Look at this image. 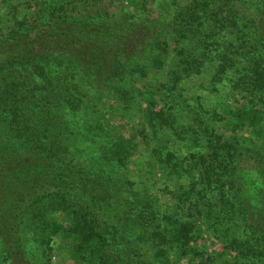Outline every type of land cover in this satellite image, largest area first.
<instances>
[{"label": "trees", "instance_id": "16d2710c", "mask_svg": "<svg viewBox=\"0 0 264 264\" xmlns=\"http://www.w3.org/2000/svg\"><path fill=\"white\" fill-rule=\"evenodd\" d=\"M114 1L27 0L25 8L13 4L0 22H11L6 32L0 28L3 259L23 264L33 245L50 256L54 239L62 235L71 241V257L84 264H116L129 257L110 255L128 239L144 252V245H153L148 251L153 257L139 264H171L178 250L190 252L200 227L164 213L156 199L129 182L81 165L75 147L103 132L105 155L92 154V164L126 166L128 142L84 118L87 93L129 103L132 78L147 76L151 66H167L164 88L171 94L182 93L195 78L212 85L230 79L232 88L253 103L232 113L228 133L208 132L207 147L199 131L183 123L173 108H159L151 95H143L148 108L142 117L156 134L162 130L167 142L204 148L182 160L158 148L153 167L188 181V193L176 198L189 212L212 221L224 249L235 253L231 264H264V213L253 224L237 196L228 201L230 191H238L234 176L253 152L254 136L264 131V17H245L239 0H191L187 6L127 0L129 8L116 17ZM54 214H61V222Z\"/></svg>", "mask_w": 264, "mask_h": 264}, {"label": "rangeland", "instance_id": "374dc122", "mask_svg": "<svg viewBox=\"0 0 264 264\" xmlns=\"http://www.w3.org/2000/svg\"><path fill=\"white\" fill-rule=\"evenodd\" d=\"M156 1L158 0H154V2ZM168 1L183 6H187L191 2V0ZM26 2L27 0H0V22L7 13H10L13 4L23 3L21 8H25L27 7ZM238 7L248 19L264 17L261 12L264 10V0H239ZM127 8H129V1L115 0L111 11L118 17L127 11ZM10 25V21L7 24L0 23V28L6 32ZM168 71L167 66L163 68L151 66L147 76L132 78L129 81V90L134 98L129 103L110 97L99 99L93 91H88V97H86L88 98V111L84 118L88 117L90 122L94 120L100 122L106 127L105 132L111 129L112 138L117 135L122 136L130 145L131 157L126 166L107 162L94 166L92 154L101 159L105 155L106 148L102 140L105 135L103 132H98L96 136L91 137L92 139H83L75 145L77 160L81 165H90L89 167L93 170L97 168L98 170L95 172L106 176L115 175L129 182V185L134 189L141 190L144 195L156 199L158 206L164 213H171L177 218H182L186 222L200 227L199 236H196L194 242L188 247L190 252L187 255H182V251L178 250L172 258L171 264H231L236 259L235 253L224 249L226 246L224 239L216 230H213L212 221H207L195 210L189 212L187 208L190 207L181 204L176 198L183 193H188V181L183 178L168 176L162 171L157 172V169L153 167V152L158 148L175 152L181 160L187 158L191 152H203L204 148L186 146L177 141L167 142V137L163 135L162 130L157 131L156 134L142 117L148 108L143 95L147 94L154 97L159 108H173L183 123L191 125L199 131L198 133L203 138L206 147L211 139L208 132L214 130L217 137L228 133L227 123L232 113L250 107L253 103H251L248 95L243 96V93H237L236 89L232 88L230 79L224 83L212 85L206 79L195 78L194 81L184 85L182 93L171 94L164 88L168 79ZM88 132L87 128L83 133L87 134ZM249 136L248 132L244 133L245 138L248 139ZM253 140L255 142L253 152L246 154L234 176L238 191L231 190L228 201H232V196H237V199L250 212L252 223L257 224L259 216L264 213V165L261 163L264 153V131L262 136H254ZM99 147L100 154L98 152ZM52 217L59 222L63 219L61 214H54ZM127 241H118L119 245L110 250L111 258H118L125 254L129 256L123 257L116 264H139L140 259L151 256L148 251L153 245L143 246L145 252L148 253L147 255L144 251L136 249L135 245L128 244ZM70 242L68 237L64 235L55 238L52 246L53 252L50 256H43L41 248L33 245L31 254L27 261L24 259L23 264H84L83 261L71 257L69 253ZM153 252L155 251L153 250ZM143 253H145L144 257ZM207 257L208 261H206ZM211 257L215 259L214 262L209 259ZM0 264H22L19 262L8 263L3 259L1 241Z\"/></svg>", "mask_w": 264, "mask_h": 264}]
</instances>
